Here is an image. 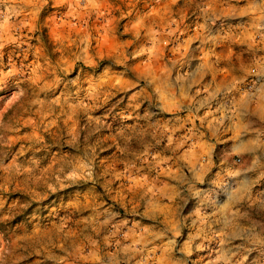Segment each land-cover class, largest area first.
<instances>
[{
  "label": "rangeland",
  "instance_id": "obj_1",
  "mask_svg": "<svg viewBox=\"0 0 264 264\" xmlns=\"http://www.w3.org/2000/svg\"><path fill=\"white\" fill-rule=\"evenodd\" d=\"M210 2L0 0V264H264V164L153 204L191 141L153 70Z\"/></svg>",
  "mask_w": 264,
  "mask_h": 264
},
{
  "label": "crops",
  "instance_id": "obj_2",
  "mask_svg": "<svg viewBox=\"0 0 264 264\" xmlns=\"http://www.w3.org/2000/svg\"><path fill=\"white\" fill-rule=\"evenodd\" d=\"M213 1L193 21L180 22L176 55L153 70V82L156 76L164 99L169 95L164 106L178 113L191 140L178 144L172 177L178 188L154 195L153 204L166 210L168 198L187 203L189 192L179 187L197 196L206 181L225 187L231 176L240 181L251 166L264 164V0Z\"/></svg>",
  "mask_w": 264,
  "mask_h": 264
}]
</instances>
